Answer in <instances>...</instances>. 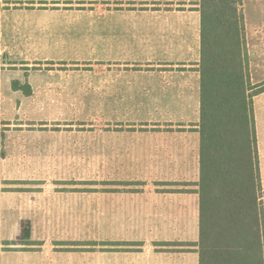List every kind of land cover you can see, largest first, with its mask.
<instances>
[{
	"label": "rangeland",
	"instance_id": "rangeland-1",
	"mask_svg": "<svg viewBox=\"0 0 264 264\" xmlns=\"http://www.w3.org/2000/svg\"><path fill=\"white\" fill-rule=\"evenodd\" d=\"M1 1L3 7L0 5V9L9 12L4 17L8 23L18 25L25 20L36 21L43 18L52 19L63 25L84 22L85 25L89 24L88 31L91 35L89 38L91 40L85 43L84 47L80 43H2L0 40V117L2 118L0 164L2 159L6 165L17 164L19 171L14 174L18 175L24 174L21 168L25 163L45 168L40 172L35 170L32 172L31 175L35 176L38 173V178H43L32 182L33 184H30V181L0 178V189H23L22 186L27 184L38 190L37 186L45 184V180L50 179L51 187L47 195H58V199L63 197V200L66 196L72 197V203H67L70 211L68 209V212L64 213L66 211H63L59 204L56 209L59 212L55 213V216L47 220H38L39 230L40 221H44L50 225L51 233L48 228H42L41 232L43 230L49 234H39L41 239L38 241L23 239L12 245L35 249L48 242L58 254H63L59 255V260L85 262V264H103L113 259L115 254L119 262H127L130 258L143 262L145 246L148 243L150 247L153 245L156 251H173L175 246H179L178 249L181 251L191 249V242L177 244L178 242L161 241L153 244L151 236H149L150 241H147V222L152 223L153 220L145 217V205L142 201L136 205L138 212L133 218L108 219L103 217L100 210L99 201H103L108 196L145 195L147 180L145 132L171 130L170 125L173 123L160 122L146 125L143 122L151 117L147 114L149 108L146 106L101 105L98 97L99 78L103 76V71H106L107 82H113L114 77L117 82H124L125 79L130 78L131 82L136 84V88L140 89L145 85V76L151 66L145 62H134L127 67L121 62L114 67H103L96 60L58 61L54 65V62L50 63L51 61L39 62L34 59L43 54V51H47L48 54L53 51L70 55L84 51L90 56L96 55L98 52L96 32L99 22L118 17L111 15V11L116 9L123 10L118 14L119 17L124 18L128 14L126 10L130 8L134 10L137 19H144L146 10L155 6L152 5L154 0ZM160 3L163 4L162 8H165L164 4L167 2L160 1ZM250 3L251 0H247V5L244 3L243 6L245 18L249 21L246 27L249 71L252 83L260 84L264 82V21L262 20L264 2L261 3V12ZM25 56L31 59L23 60ZM111 68L116 70V75H113V72L111 74V70L109 71ZM126 68L133 70L126 73ZM40 69L41 72L38 71ZM30 82L45 83L43 91L37 90L35 97L32 98H47L52 105L36 106L35 101L22 103L18 97L7 96L8 85L15 89L19 88L24 93H30ZM11 99L13 101L9 103L8 100ZM254 109L260 165L262 163L264 167V92L254 97ZM154 110H161L165 118H168L167 113L163 111L164 108H154ZM41 119L47 122L41 123L39 121ZM195 124L198 123H184L185 126ZM174 125L180 124L174 123ZM44 131L53 132L54 139H41L36 135ZM31 133L35 136L29 137ZM111 133L116 135H110ZM7 136H10L11 148L5 147L8 144ZM41 143L43 145H40ZM32 144L34 146L31 147ZM104 144L107 146L106 150ZM114 144L116 149L113 148ZM46 168L53 170L49 172ZM157 173L153 172L155 175ZM159 184L160 192L177 190L188 192L194 188V184L188 182L179 186ZM107 202L108 199L106 205L109 204ZM122 206L126 207L129 204L127 202L119 204V207L124 209ZM130 223L134 231L132 235L129 233ZM23 224L27 226L28 221H24ZM114 237L118 240L112 241ZM124 238L130 239L128 241Z\"/></svg>",
	"mask_w": 264,
	"mask_h": 264
},
{
	"label": "crops",
	"instance_id": "crops-1",
	"mask_svg": "<svg viewBox=\"0 0 264 264\" xmlns=\"http://www.w3.org/2000/svg\"><path fill=\"white\" fill-rule=\"evenodd\" d=\"M160 1L167 2L164 4L165 8H162L163 4ZM199 1L154 0L152 5L155 6L146 10L144 19H137L131 8L126 10L128 14L124 18L119 17L118 12L123 10L116 9L111 11V15L118 17L98 23L96 32L98 52L96 55L90 56L84 51L71 55L53 51L48 54L47 51H43V54L34 58L39 62H54V65L58 61L96 60L103 67H114L121 62L127 67L134 62H145L151 66L145 76V85L140 89L136 88V84H133L130 78L122 81L123 83L117 82L116 77L112 80L113 82H107L106 71H103V76L99 78L98 97L101 105L111 107L146 106L149 108L147 114L151 115L146 119V122H143L146 125L160 122L173 123L170 125L171 130L145 132L147 171L145 195H111L104 198L103 201H99V205L104 218L116 220L121 217H136L138 212L136 205L140 204L139 201L144 202L145 217L155 223L147 222L146 226L147 241H150L149 236H151L153 244L161 241L195 244L199 240L200 199L197 191V183L200 178L201 13ZM262 2L264 0H251L250 4L255 5L258 8L257 11L261 12ZM244 3L247 5V0H244ZM0 5L3 7L1 0ZM0 12V40L2 43H80L84 47L85 43L91 40L89 39L91 36L88 31L89 24L85 25L84 22L63 25L52 21V19L43 18L36 21L25 20L17 25L4 20L6 14L9 13L8 10L4 12L2 8ZM262 16L264 17V15ZM245 19L246 27H248L249 21L247 18ZM22 59L28 61L31 58L25 56ZM110 70L111 74L113 72V75H116L114 68ZM129 70L133 69L126 68L125 72L129 73ZM38 71L41 72L42 69ZM29 85L32 93H24L21 89H15L8 85L7 96L18 97L22 103L35 101V103L37 102L36 106L52 105L47 98H32L35 97L37 90L43 91L45 83L31 84L30 82ZM12 101V99L8 100L9 103ZM154 108H164L163 111L167 113L168 118H165L166 116L161 113V110H154ZM0 121H2L1 117ZM39 121L47 122L42 119ZM174 123L180 125L175 126ZM184 123L198 124L185 126ZM33 134H29V137H34L35 134ZM53 134V132L44 131L36 135L41 139H54ZM110 135L116 134L111 133ZM3 136L5 137V132ZM9 139L10 136H7L8 144L5 147L10 146L11 148L12 144ZM105 145L104 149L106 150L107 146ZM32 146L34 145L32 144ZM108 148L110 149V147ZM113 148L116 149L115 144ZM260 167L264 188L262 163ZM43 169L45 168L39 165L25 163L21 168L24 174L18 175L14 174L19 171L18 165H6L2 159L0 178L1 180L30 181V184H33L32 182L40 181L43 178H38V173L35 176L31 175L32 172L34 170L40 172ZM46 169L49 172L53 170L52 168ZM149 171L151 173H148ZM153 172L158 173L155 175ZM45 181V184L37 186L38 190L27 184L22 186L23 189H0V264H85V262L59 260V255L63 254H58V251L49 246L48 242L35 249L12 245L17 244L15 242L20 240L24 221H28L32 225L31 239L38 241L41 239L39 234H49L47 231L42 230L41 232V229L48 228L49 230L50 226L48 222L40 221L41 229L39 230L38 220H47L53 215L55 216V213L59 212L56 210L59 204L61 209L66 211L64 213L68 212L67 203H72V197L66 196L63 200V197L58 199V195H47L46 193L51 187V180ZM185 182L193 183V190L188 192L181 190L160 192L159 190V183L179 186ZM106 199H108V205H106ZM126 202L129 206H122L124 209L119 207V204ZM128 226L129 233L132 235L134 233L131 228L132 224L130 223ZM49 232L52 231L49 230ZM124 239L129 241L130 238ZM115 240L118 238L112 239V241ZM4 246H9V248H4ZM145 247L143 262H137L131 258L127 262H119L115 254L113 259L103 262V264H199V253L196 246H190L191 249L182 251L178 249L179 246H175L173 251H156L153 245L149 246V243Z\"/></svg>",
	"mask_w": 264,
	"mask_h": 264
},
{
	"label": "trees",
	"instance_id": "trees-1",
	"mask_svg": "<svg viewBox=\"0 0 264 264\" xmlns=\"http://www.w3.org/2000/svg\"><path fill=\"white\" fill-rule=\"evenodd\" d=\"M243 6L244 0L199 1V240L191 244L199 264H264V188L254 109L264 82L251 81ZM23 239L31 241L29 222L23 224Z\"/></svg>",
	"mask_w": 264,
	"mask_h": 264
}]
</instances>
